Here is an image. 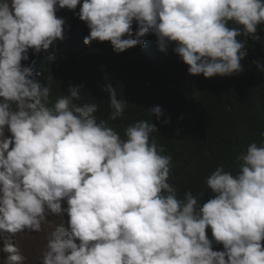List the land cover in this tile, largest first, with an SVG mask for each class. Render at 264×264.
<instances>
[{
    "label": "clouds",
    "instance_id": "clouds-1",
    "mask_svg": "<svg viewBox=\"0 0 264 264\" xmlns=\"http://www.w3.org/2000/svg\"><path fill=\"white\" fill-rule=\"evenodd\" d=\"M64 8L89 28L86 45L108 41L121 53L151 33L161 51L175 42L188 73L205 78L241 72L240 38H257L264 25V0H0L3 264L26 261L8 234L44 225L40 264H264V141L237 157V174L216 167L202 206L190 190L178 199L168 182L172 157L150 142L155 124L137 121L121 138L97 122L96 103H73L83 85H69L53 103V76L42 84L39 71L22 65L30 49L48 52L66 39V20L56 14ZM103 90L108 120L122 118L128 103L110 83ZM148 113L163 116L160 106Z\"/></svg>",
    "mask_w": 264,
    "mask_h": 264
},
{
    "label": "trees",
    "instance_id": "trees-1",
    "mask_svg": "<svg viewBox=\"0 0 264 264\" xmlns=\"http://www.w3.org/2000/svg\"><path fill=\"white\" fill-rule=\"evenodd\" d=\"M56 14L66 20V39L54 42L48 52L33 54L30 49V59L22 65L39 71L42 84L53 76V103L68 95L69 85H83L81 99L73 103H96L97 122L105 121L121 138L137 121L155 124L158 131L150 134V142L172 157L168 182L178 199L190 190L202 206L213 196L206 178L216 167L223 164L225 171L237 174V157L250 143L264 141V25L258 26L257 38H240L247 52L241 72L205 78L188 73V65L173 51L175 42L161 51L150 33L143 46L116 53L108 41L86 45L90 30L74 11L64 8ZM108 83L128 103L124 116L115 121L108 120L109 94L103 90ZM155 106L163 111L160 119L148 113ZM164 119L169 123H162ZM208 236L212 239L210 229ZM213 249L223 250L214 241Z\"/></svg>",
    "mask_w": 264,
    "mask_h": 264
},
{
    "label": "rangeland",
    "instance_id": "rangeland-1",
    "mask_svg": "<svg viewBox=\"0 0 264 264\" xmlns=\"http://www.w3.org/2000/svg\"><path fill=\"white\" fill-rule=\"evenodd\" d=\"M62 207H67L66 202L62 203ZM65 221L67 222L68 216L65 214ZM54 224L60 223L62 220L61 217H49ZM48 230V226L44 225L43 230L40 232H25L18 233L16 235L8 234L7 239L9 243H12L17 247L19 252L26 257L25 264H40V257L46 243L45 235ZM3 240L0 239V247H2ZM6 253H0V264H3V257L6 256Z\"/></svg>",
    "mask_w": 264,
    "mask_h": 264
}]
</instances>
